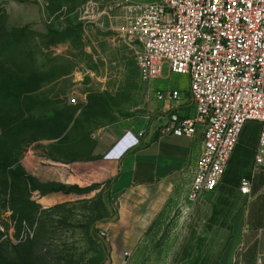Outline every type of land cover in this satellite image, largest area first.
Listing matches in <instances>:
<instances>
[{
	"label": "rangeland",
	"instance_id": "obj_1",
	"mask_svg": "<svg viewBox=\"0 0 264 264\" xmlns=\"http://www.w3.org/2000/svg\"><path fill=\"white\" fill-rule=\"evenodd\" d=\"M147 1L156 0H0V264H108L98 234L113 212L106 161L135 147L155 119V82L188 98L186 74L164 68L154 82L139 80L137 45L123 28L126 7ZM258 128L246 123V141ZM100 135L117 137L99 155ZM29 155L72 167H32ZM239 155L223 182L246 173ZM232 191L220 183L205 195L220 208L217 197ZM188 192L156 217L121 264H203L220 249L219 226L209 219L213 202H190ZM50 193L57 202L40 204Z\"/></svg>",
	"mask_w": 264,
	"mask_h": 264
},
{
	"label": "built area",
	"instance_id": "obj_2",
	"mask_svg": "<svg viewBox=\"0 0 264 264\" xmlns=\"http://www.w3.org/2000/svg\"><path fill=\"white\" fill-rule=\"evenodd\" d=\"M123 35L137 45L139 80L151 83L170 73L188 76L193 115L171 112L166 131L193 137L201 148L188 200L214 191L248 121L259 124L248 176L238 190L249 195L264 165V0H156L126 7ZM157 100L181 99L178 89H157ZM85 99V97H83ZM79 100L70 98L76 105ZM102 238L106 232H98ZM261 255L255 264H261Z\"/></svg>",
	"mask_w": 264,
	"mask_h": 264
},
{
	"label": "crops",
	"instance_id": "obj_3",
	"mask_svg": "<svg viewBox=\"0 0 264 264\" xmlns=\"http://www.w3.org/2000/svg\"><path fill=\"white\" fill-rule=\"evenodd\" d=\"M154 85L156 89H178L162 88L157 82ZM159 107L160 109L156 110ZM154 108L155 119L150 122L144 133L139 131V143L122 154L119 160L106 161L112 166L113 175L109 187L113 212L101 228L106 232L104 245L107 249L108 264H121L156 217L171 202L183 201L196 169L202 131L199 129L191 138L176 136L166 131L171 112L193 115L194 109L189 97L184 96L170 103L155 98ZM245 127L246 124L220 182L232 188V194L217 197L221 202L220 208L215 206L214 200L208 199L207 194H203L196 201L197 204L213 202L209 219L214 222L213 225L219 226L216 230L218 237H215L214 241L220 249L214 255H206L203 264H255L258 254L262 257L261 264H264V165L255 172L249 195H243L238 190L240 178L249 174L259 132V128L257 133L254 134L253 131L246 141L243 136ZM116 137L117 135L103 138L100 135L103 150L99 151V155L111 149ZM237 153H240L239 166H244L246 173L236 174L232 181L225 183L223 181L226 180ZM115 154L116 151L113 152V155ZM36 156L29 155L25 162L32 167L36 163L72 167L71 164ZM57 199L56 194L50 193L41 196L39 203L51 206ZM232 202L234 207L228 216Z\"/></svg>",
	"mask_w": 264,
	"mask_h": 264
},
{
	"label": "trees",
	"instance_id": "obj_4",
	"mask_svg": "<svg viewBox=\"0 0 264 264\" xmlns=\"http://www.w3.org/2000/svg\"><path fill=\"white\" fill-rule=\"evenodd\" d=\"M17 167H18V169H20L19 166H17ZM26 180H27V178H25V177L22 178L23 189L25 190V192H26L27 194H31V191L28 190V189L26 188V184H25ZM10 183H11V182H10Z\"/></svg>",
	"mask_w": 264,
	"mask_h": 264
}]
</instances>
